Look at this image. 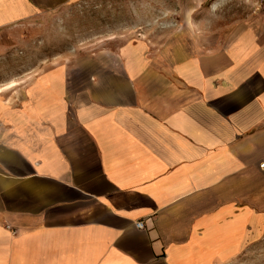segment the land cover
Segmentation results:
<instances>
[{"label":"crops","instance_id":"crops-1","mask_svg":"<svg viewBox=\"0 0 264 264\" xmlns=\"http://www.w3.org/2000/svg\"><path fill=\"white\" fill-rule=\"evenodd\" d=\"M75 1L0 0V264H248L264 249V0H164L160 40L103 35L35 67L20 27ZM10 47L33 58L11 77Z\"/></svg>","mask_w":264,"mask_h":264},{"label":"rangeland","instance_id":"rangeland-1","mask_svg":"<svg viewBox=\"0 0 264 264\" xmlns=\"http://www.w3.org/2000/svg\"><path fill=\"white\" fill-rule=\"evenodd\" d=\"M164 0H76L74 4H66L61 8H43L41 18L34 24L26 22L20 31L27 38H30L31 43L29 49L35 52L39 51L40 59L34 60L35 67L40 65L41 69L51 67L53 65L69 62L72 58L84 52H95L102 49V45L109 46L110 43H104L102 39L110 35L130 36L134 34H144L152 36L155 40H160L165 33L167 15L155 5H160ZM103 3V4H102ZM118 4V9L114 12L105 10H97L98 4L106 5L112 10V4ZM135 4L136 11L131 7L132 15H136V23L139 25L129 24L133 18L130 17L127 5ZM153 5L154 10L145 11V6ZM105 7V8H106ZM147 10V11H148ZM146 13L152 21L145 24ZM113 17V22L110 19ZM172 18V17H171ZM172 20V19H171ZM103 23V24H102ZM114 23V24H112ZM132 25V26H131ZM105 29V32L103 30ZM12 46V42H8ZM27 47V44H25ZM9 58L7 74L11 77L17 68L23 65L33 63V58L30 55L26 59H22V55H12V51L17 48H9ZM22 51V50H21ZM69 52L68 59H64L62 55ZM25 62V64H23ZM7 76L0 74V81ZM254 247V246H253ZM248 264H264V249L252 248L249 251Z\"/></svg>","mask_w":264,"mask_h":264},{"label":"built area","instance_id":"built-area-1","mask_svg":"<svg viewBox=\"0 0 264 264\" xmlns=\"http://www.w3.org/2000/svg\"><path fill=\"white\" fill-rule=\"evenodd\" d=\"M261 165H264V164H261ZM136 225H137L138 227H142V223H141V222L137 223Z\"/></svg>","mask_w":264,"mask_h":264},{"label":"snow or ice","instance_id":"snow-or-ice-1","mask_svg":"<svg viewBox=\"0 0 264 264\" xmlns=\"http://www.w3.org/2000/svg\"><path fill=\"white\" fill-rule=\"evenodd\" d=\"M261 167H264V165H261Z\"/></svg>","mask_w":264,"mask_h":264}]
</instances>
